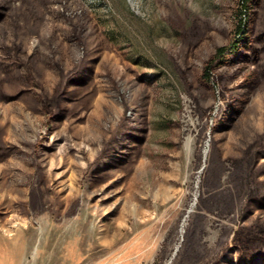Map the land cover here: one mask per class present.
<instances>
[{
    "label": "rangeland",
    "instance_id": "rangeland-1",
    "mask_svg": "<svg viewBox=\"0 0 264 264\" xmlns=\"http://www.w3.org/2000/svg\"><path fill=\"white\" fill-rule=\"evenodd\" d=\"M252 3L0 0V264H264Z\"/></svg>",
    "mask_w": 264,
    "mask_h": 264
},
{
    "label": "trees",
    "instance_id": "trees-1",
    "mask_svg": "<svg viewBox=\"0 0 264 264\" xmlns=\"http://www.w3.org/2000/svg\"><path fill=\"white\" fill-rule=\"evenodd\" d=\"M252 2L253 0H239V16L233 35L226 44L215 48L213 54L204 62L202 71L205 79L209 78L218 68L225 65L243 44L249 43L246 35V27L249 9L253 4Z\"/></svg>",
    "mask_w": 264,
    "mask_h": 264
}]
</instances>
